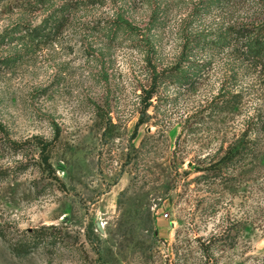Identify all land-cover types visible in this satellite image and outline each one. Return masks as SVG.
<instances>
[{"label": "rangeland", "instance_id": "rangeland-1", "mask_svg": "<svg viewBox=\"0 0 264 264\" xmlns=\"http://www.w3.org/2000/svg\"><path fill=\"white\" fill-rule=\"evenodd\" d=\"M0 264H264V0H0Z\"/></svg>", "mask_w": 264, "mask_h": 264}, {"label": "trees", "instance_id": "trees-1", "mask_svg": "<svg viewBox=\"0 0 264 264\" xmlns=\"http://www.w3.org/2000/svg\"><path fill=\"white\" fill-rule=\"evenodd\" d=\"M149 98V97H148ZM47 145H42L41 149H40V154H41V161L44 164V167L49 170V172L52 170L49 163H48V155L45 154L47 149H46Z\"/></svg>", "mask_w": 264, "mask_h": 264}]
</instances>
